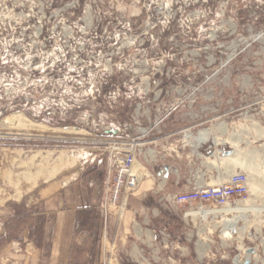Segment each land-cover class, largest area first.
I'll return each instance as SVG.
<instances>
[{
  "label": "rangeland",
  "instance_id": "rangeland-1",
  "mask_svg": "<svg viewBox=\"0 0 264 264\" xmlns=\"http://www.w3.org/2000/svg\"><path fill=\"white\" fill-rule=\"evenodd\" d=\"M125 135L154 185L121 264H264V0H0V264L45 263L26 204L62 175L107 178ZM239 172L225 206L172 200ZM26 229L40 254L4 253Z\"/></svg>",
  "mask_w": 264,
  "mask_h": 264
},
{
  "label": "crops",
  "instance_id": "crops-1",
  "mask_svg": "<svg viewBox=\"0 0 264 264\" xmlns=\"http://www.w3.org/2000/svg\"><path fill=\"white\" fill-rule=\"evenodd\" d=\"M105 182L106 175H62L40 186L34 201L26 204L37 209L34 216L45 219L42 232L48 249L44 264H121L128 259L123 256L128 250L127 241L139 224L138 217L143 216L142 222L148 220L143 195L154 181H140L141 187L129 199L130 208L123 218L108 206ZM29 233L26 229L24 245L13 240L6 244L4 253L23 249L29 255L40 254L37 245L28 239Z\"/></svg>",
  "mask_w": 264,
  "mask_h": 264
},
{
  "label": "built area",
  "instance_id": "built-area-1",
  "mask_svg": "<svg viewBox=\"0 0 264 264\" xmlns=\"http://www.w3.org/2000/svg\"><path fill=\"white\" fill-rule=\"evenodd\" d=\"M201 1L208 3L211 0ZM258 7V3L255 4V8ZM108 145L110 149L105 182L107 204L109 207H117L116 215L121 218L123 217L121 212L126 207L129 196L138 188L144 174L139 176L133 171V163L137 160L138 144L134 143L131 136L125 135L119 139H110ZM246 190L247 177L239 172L233 174L226 183L175 193L172 200L177 204L212 202L219 206H225L237 196L244 194Z\"/></svg>",
  "mask_w": 264,
  "mask_h": 264
},
{
  "label": "bare ground",
  "instance_id": "bare-ground-1",
  "mask_svg": "<svg viewBox=\"0 0 264 264\" xmlns=\"http://www.w3.org/2000/svg\"><path fill=\"white\" fill-rule=\"evenodd\" d=\"M12 117H17V119L16 118H12ZM19 119L21 121H25V123L21 122ZM5 124H10V125L13 124V125H16V126L19 125L20 127H22V129L23 128L24 129L25 128L28 129V126L31 127V128L34 127V126H36V127L39 126L38 124L31 122L30 120L23 119L21 115L7 116L5 118ZM186 137L190 140V142H193V146H195V147L199 146L207 138L205 131H202L195 138H193L194 136L192 137V135H190V134H188ZM60 159H61V162H69V163H75L77 161V158L74 157V156L73 157L65 156L64 158H62L60 156ZM144 170H145V167L141 163H139L137 160L134 161V163H133V171H134V173H137L140 176V175L144 174ZM229 210H231V209H228V207H227L224 211H229ZM121 213H122V215H124L123 211ZM206 213H208V211L207 212H203V215H205ZM234 223H236L235 220H234V222H233V220L229 221L226 224L225 229H227V230H228V228L231 229V227L234 225Z\"/></svg>",
  "mask_w": 264,
  "mask_h": 264
},
{
  "label": "trees",
  "instance_id": "trees-1",
  "mask_svg": "<svg viewBox=\"0 0 264 264\" xmlns=\"http://www.w3.org/2000/svg\"><path fill=\"white\" fill-rule=\"evenodd\" d=\"M44 223V222H43ZM43 225V224H42ZM13 237L7 236V240L9 241L10 239H12Z\"/></svg>",
  "mask_w": 264,
  "mask_h": 264
}]
</instances>
